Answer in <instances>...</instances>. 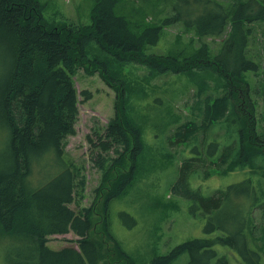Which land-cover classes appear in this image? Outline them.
Here are the masks:
<instances>
[{"label": "trees", "instance_id": "obj_1", "mask_svg": "<svg viewBox=\"0 0 264 264\" xmlns=\"http://www.w3.org/2000/svg\"><path fill=\"white\" fill-rule=\"evenodd\" d=\"M117 1L95 0L88 25L54 26L44 20V5L38 0H0V238L10 239L3 255L6 263L136 264L112 236L107 214L110 202L134 184L137 159L143 151L141 130L124 115V105L123 110L119 109L118 101V116L110 120L104 135L96 136L99 153L93 161L105 178L112 168L111 160L103 154L114 146L122 149L119 159H113V170L119 173L103 197L106 210L98 231L99 236L112 243L111 249L105 250L102 237L99 241L92 236L93 208L78 211L71 206L75 189L80 187L78 180L84 185L81 167L68 161L64 152L66 138L76 133L79 114L78 92L72 77L79 67L101 66L102 79L111 87L115 80L108 73L106 62L88 58L87 50L94 44L118 65H144L161 75L219 67L226 89L212 104L206 103L200 128L206 131L222 122L219 120L229 110L228 124H235L234 146L229 147L228 154L220 155L219 162L226 163L231 157L229 170L253 172L205 196L191 189L186 178L188 164L198 159L185 160L171 192L189 201L192 215L206 218L205 232L218 235L213 239L188 240L166 255L154 257L149 264H171L183 253H188V264H228L227 257L219 255L218 246L232 251L242 264H264L251 224L256 209L264 215V142L255 132L254 104L241 73H256L258 65L242 55L239 22L235 19L233 39L224 42V50L218 55L211 57L204 45L197 55L201 62L205 58L203 64L195 57L179 63L174 57L147 54V47L158 42L162 27L147 28L140 35L133 33L128 22L115 15ZM175 1V13L164 25L180 23L198 36L217 37L230 24L226 8L216 0ZM254 16L264 21V10ZM207 58L211 59L208 64ZM114 84L120 87L116 88L118 99L125 102L123 83ZM81 95L88 98L90 93L82 91ZM191 133L186 132L187 138ZM87 141L92 144L89 137ZM219 150L220 144L210 143L205 159L216 157ZM131 154L134 159L124 172L125 166L119 165L122 160L129 163ZM70 232L77 238L68 245L58 249L48 246L50 236ZM262 233L264 251V227Z\"/></svg>", "mask_w": 264, "mask_h": 264}, {"label": "rangeland", "instance_id": "obj_2", "mask_svg": "<svg viewBox=\"0 0 264 264\" xmlns=\"http://www.w3.org/2000/svg\"><path fill=\"white\" fill-rule=\"evenodd\" d=\"M44 5L43 18L54 26H82L90 23L91 10L95 0H38ZM224 5L229 15L230 24L224 33L217 37H201L193 29H186L182 24L164 25L175 11V0H118L114 13L123 17L129 29L140 35L145 29L162 27L160 37L155 45L146 49L147 54L170 56L179 63L197 56L205 45L211 57L224 50V42L233 39L235 19L239 22L242 55L258 65V71L251 73L241 71L248 82L249 99L254 104L255 132L264 142V21L255 18L259 10H264L262 0H216ZM249 5V6H247ZM251 7V8H250ZM242 10L241 13L238 11ZM233 30V33H232ZM91 46V47H90ZM88 58L107 63V71L115 77L113 87L101 77V66L79 67L72 79L78 92V119L75 124V135L66 138L65 158L81 167L84 178L78 180L75 190V201L71 205L75 210L93 208L92 236L100 241L102 236L101 219L105 214L103 197L113 183L115 175L113 159H119L122 149L114 146L103 154L112 169L104 173L98 169L94 160L97 158V135H104L105 128L119 109L125 106L124 115L141 130L143 151L137 159V177L124 195L113 199L107 214L110 219V232L119 243L121 249L136 263L149 264L151 259L169 253L176 246L192 239H213L217 233L204 230L206 218L200 214L189 212V201L171 192L180 175L179 168L185 160L195 158L187 167V183L191 189L209 196L217 190L225 189L251 174V170H229L232 158L227 162H219L222 153L228 154L229 147L234 146L232 134L235 124H228L229 110L211 128H200L204 123V111L207 102L213 103L217 97L224 95L226 80L217 66L195 68L187 74H158L144 65L129 63L118 65L110 57L99 52L96 45H90ZM226 59V58H225ZM231 60V59H227ZM207 64L211 61L207 58ZM96 65V64H95ZM118 83H123L121 90L125 102L118 99ZM120 89V87H119ZM88 91V98L81 95ZM122 103V104H121ZM123 110V108H122ZM240 111L244 110L239 107ZM123 116V115H122ZM192 133L186 136V132ZM89 137L92 144L87 141ZM104 138V137H103ZM105 140V138H104ZM216 141L220 144L218 155L208 157V145ZM264 149V143L262 145ZM118 151V152H117ZM201 151V152H200ZM134 157L130 155L129 163L122 160L119 165L123 171L128 170ZM201 159V160H199ZM205 159V162L204 160ZM224 159V158H223ZM225 160V159H224ZM118 167V164H115ZM257 172V171H256ZM260 172H257L258 174ZM253 174V175H256ZM111 176V178H109ZM109 178V179H108ZM108 179V180H107ZM264 187V181H263ZM131 219V221H130ZM252 233L256 248H261L264 215L256 209L251 218ZM97 226V228L95 227ZM77 237L72 233L53 235L48 238V246L58 249L74 241ZM105 250L111 249L112 243L103 238ZM10 239L0 238V264H8L4 259L5 248ZM220 256H226L228 264H242L230 250L216 247ZM188 253H183L171 264H188Z\"/></svg>", "mask_w": 264, "mask_h": 264}]
</instances>
